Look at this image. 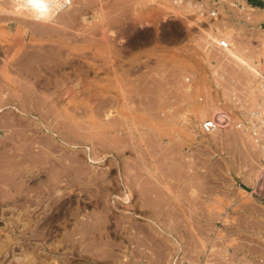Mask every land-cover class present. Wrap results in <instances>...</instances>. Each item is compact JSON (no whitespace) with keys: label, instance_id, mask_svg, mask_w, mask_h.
Returning <instances> with one entry per match:
<instances>
[{"label":"rangeland","instance_id":"374dc122","mask_svg":"<svg viewBox=\"0 0 264 264\" xmlns=\"http://www.w3.org/2000/svg\"><path fill=\"white\" fill-rule=\"evenodd\" d=\"M71 1L74 4L71 2L73 6L71 5L72 8H69V14L71 16L73 9H75L74 11L78 10L77 14L73 15V18L71 16L72 19H70V16L66 11L69 12L67 6H71L67 5V10L63 12V14L67 15L64 16L62 14V17L64 24L67 23L69 28H73H70L72 31L70 30V32H68L69 29L66 26L67 33L64 29L65 25L62 27L65 30V32H63L64 30L61 28L56 30L53 27L51 28V26H48L49 28L46 26V29L44 25L40 24L42 29L44 26V28L48 30L45 32L44 29L42 30L45 34H48L49 31H51L50 29L61 31L58 32V36L56 35L57 32L53 31L55 32L53 35L51 34L53 37H50V34L47 35L48 37L43 36V33L41 34L42 31H40V25L38 24L39 31L36 26L37 29L35 30L34 23L32 27V22H27L29 20L21 19L22 22L26 21L23 25L21 21H17V19L14 18L15 16H9L7 13V18L9 17L12 20H9V18L4 19V17H6L5 12L2 14L4 6H0V8H3H1L2 11H0V14L4 15V17L0 15L3 17V19L0 18V82H2L0 83V88L2 86L0 90L3 89L5 91H0V122L2 121L0 126L4 127V129H1L3 127H0V137L5 138H0V162H2L0 163V180L2 181H0V264H264V202L263 199L257 197L255 193L256 189L252 187L254 185L253 180L256 177L255 173L258 171L256 169H258L257 162L259 157L256 147L250 140H245L247 137L245 138L239 130L233 128V123H231V121H234V117L232 115L231 118L228 119V121L231 120L230 123L227 121V123H229L228 126L222 128V130L219 129L217 132H212L213 134L211 133L209 135H204L199 130L200 121L207 117H211V114H213V110L216 107L222 110L230 108L229 105L226 104L227 102L224 101L220 106L217 105L216 97L218 94L213 90H211L213 91L212 93L210 92L209 84L212 80L210 72L212 70L220 69L225 71L228 78L233 79L236 84H243L242 86H239L240 90L249 94L251 97H253L251 91L255 88L253 86L254 79H252V77H250V75H248L243 69H240L233 62L224 58L222 51L217 50L212 45L208 46L207 41L204 40L203 37L198 36L196 31L190 30L182 25V23L172 15H169L168 17L164 16L162 9H159L162 11L159 13L158 7L152 4L149 5L148 2H142V0H93V3H91V0L89 2L90 4L88 3L90 6L87 4L86 6L85 3L86 1L88 2V0H82L85 1L82 4L79 3L81 0ZM251 2L255 8L250 10H253L254 12L245 11V13L242 14L243 17L249 16L251 20H247L246 23L239 22L235 24V19L225 20L222 18L217 20L218 24L216 25L221 26L223 20L228 23H233L237 32L229 37V40L232 43L243 47L247 50L246 52L249 55L263 63L261 59L264 55L261 53V46L262 39L264 38V0H251ZM81 5L85 7V10ZM167 5L169 6V3H167ZM66 7H64V9H66ZM79 7L80 10L77 9ZM153 10H156L157 12H153ZM80 11L83 12L81 13ZM143 16L145 21L142 24L138 19L140 17L143 18ZM64 17L69 18L66 19L70 22H66ZM145 22H147V24ZM25 24L30 28L28 29ZM31 28L34 31L31 30ZM22 30L23 32L21 33ZM31 31H33V33L35 31L38 32L33 34ZM76 31L79 32L76 33ZM69 34L72 36H69ZM200 38L203 39L200 41ZM69 39L70 41H68ZM86 39L88 40L87 42ZM195 42L197 45H202L197 46ZM48 43H54V45L58 46L60 44V47L62 46L61 48H64L65 50H60L61 48H57L58 46H54L56 49L52 48L53 45H49ZM30 45L35 46L30 47ZM27 46L28 48H25ZM46 47L49 48L47 49L49 51L48 54L45 53L47 52V50H45ZM69 50L71 52H66ZM53 51L54 53L52 54ZM61 51L62 55L60 54ZM8 53H10V55ZM49 53L53 57L56 54L60 56L57 55L54 58L59 59L58 61L61 60V68H59V64L58 66L56 65L58 62L56 59L53 61V57L51 58L53 59L52 61L56 62L53 63V65L51 64V66H49L50 64H48L52 63L51 59H47V61L45 60V62H43L44 58L47 57ZM67 53L70 54L67 55ZM103 55L104 58H102ZM92 57H94V59ZM24 58H27L29 61ZM38 60H40V63ZM89 60H93V62ZM62 61L66 64L68 62L69 65H66L65 63L63 64ZM9 62H13L14 64L12 63L13 65H11ZM33 63H35V65ZM43 63H45V65L47 64V67ZM24 64L27 68L24 67ZM34 66H38L39 68L37 67L35 69ZM38 69L43 70V72L39 73ZM2 70L3 72H1ZM17 70L19 71L20 76L17 74ZM28 70L31 72L29 73ZM115 70L116 72H114ZM32 71L33 73L35 72V76L39 73L38 79L39 81L41 79L40 83L37 80L38 76L35 77ZM110 71L113 75L119 73L116 78H118L120 82L116 79L117 83L115 84V76L113 77ZM23 72L28 73L25 74ZM44 72L47 74L46 78H50L51 80L50 86H47L49 92H54H50L51 95L47 93L48 90L45 92V89L47 88H43L45 87L43 84V80L45 79L43 78L45 77ZM1 74L4 75V78ZM16 74L18 75V78ZM28 74H30L29 77ZM40 74L43 75L42 78L40 77ZM23 75H27V77L24 79ZM32 75L34 78L31 77ZM53 76L54 78H52ZM75 76L77 78H75ZM20 78L22 81L24 79V81L22 82ZM29 78L31 80H29ZM64 79L71 85H68ZM68 79L70 80L68 81ZM34 80H37L38 82H33ZM54 82L58 85L63 83L65 86L61 84V86L59 85L60 88L56 87ZM21 83H25L24 86H29H21V88H24L21 90L20 87L18 88ZM51 84H54L55 86ZM113 85L114 88L112 87ZM32 86L35 88L32 89ZM36 87H38L41 92ZM25 88L27 92L28 89H30L29 93L31 92L32 95L26 91L24 92ZM69 88L71 89L70 93L73 92V95L66 94V92L69 91ZM120 88L122 90H120ZM73 89L75 90V93ZM11 92L18 93L19 96L21 95L20 98L15 99L16 95L14 94V98L11 97ZM22 92L24 95L20 94ZM5 93H8L10 96ZM36 93L40 95L34 96ZM101 93H103V95ZM227 93L228 91L223 90L219 94V97L224 100ZM53 94L57 96V98ZM61 94L64 96L66 95V97H62ZM253 94L256 95V93ZM67 95H70V97ZM124 95L126 98L127 96L129 97L126 99ZM3 97L8 99H2ZM42 97L44 99H42ZM24 98L25 100H23ZM19 99H22V101L20 100L22 102H20V108L17 107ZM26 99L29 101L28 103H25L27 102ZM51 99L55 100L51 103ZM39 102H41V105H39ZM56 103L59 107L56 106ZM52 104L53 106H51ZM16 108H18L20 112L25 111L23 113L26 114L27 117L25 118L21 115L18 116L19 112ZM53 108L56 110L54 111ZM47 109H51L50 111H54V113H49ZM108 112L110 114H108ZM62 113L63 115L60 116ZM41 115L45 117L42 118ZM217 116L222 117L221 114H218ZM18 117H20V119L23 117L21 122H19L20 119ZM55 117H57L59 121L58 119L55 120ZM15 119L16 121H14ZM23 119L25 121H23ZM53 119L55 120V126L52 125L54 123ZM60 119L64 121L60 122ZM105 119L108 121L112 120V123L109 122L110 124H107L108 122ZM8 120L9 122L7 123L9 124L7 125L6 123V126H4V122ZM10 120H12L11 122H13V124L17 125H11ZM22 121L23 126L25 125V127L23 128L22 126L21 129V126H19L20 124L18 123H22ZM104 121H106V124H104ZM24 122L28 125L24 124ZM32 122L35 123L33 124ZM126 122L128 125H126ZM63 123L65 125L69 124L64 126ZM80 123L84 126H79L81 125ZM121 123L124 124L121 125ZM70 125L71 128H77H73V130L77 131V134H75L76 131L74 132L73 130L70 131L68 129L67 126L70 128ZM13 126L14 128L17 126L15 132H18V127L21 131L26 129L25 132H23L25 135H22L21 132L22 137L26 135V137H28L29 135V137H33L34 139L38 134L37 139H34L35 141H44L43 144H45V141L47 140H49L48 142H53V144H46L48 147L50 144L51 146L53 145V150L60 149L58 152L52 150L50 156H57L56 154H59L60 152L59 155L62 154L63 156L66 153L67 159L65 158V163L68 161L69 156H74V152L72 151L74 150L76 152L75 156L79 157L80 155V158L78 159L83 165L82 168L85 169L84 166H86L88 171H91L92 169V172L90 173L89 171L85 174L87 175V178L84 177L83 179V176L85 175H83L82 172L85 173V170L82 172L80 171L81 174L79 173V170L81 169L80 167L78 168L74 166L72 169L69 168L71 170L68 169L65 173L67 176L63 177L62 182L59 183L62 184L60 185V192L58 193L57 191H54L52 194H42L40 195V198L42 197L41 201L40 198L34 196L38 191V188L36 187V183L38 182H30L31 179L28 180V177L24 182H4L5 179H8L6 178L7 174H12V172L20 173L27 170L26 168L23 169L21 166L14 165L19 167L17 170V168L12 166L14 163L16 164V159L14 158L20 156L18 155V153L22 151L20 148L23 149L25 147L22 145V142L24 141L22 139L25 137L21 138L18 134L20 132H14V134L19 136L16 137L15 135L13 137L20 140L18 142L16 140V142L24 147L19 144L17 146L16 142V144H13L12 141H9L10 137L12 139V135H14ZM5 127H7L6 129L9 131L8 134ZM32 127H34V130L37 128L35 131H38V128H41V130L39 129L38 133L33 131ZM46 127L53 128L54 130L55 127H57V131H55L57 134L59 133V136L53 137L51 133L44 132L42 129H46ZM65 127L67 128V132L70 131L69 133H66L64 130ZM87 128H91L89 129L91 132H89ZM95 129L97 130L96 132L94 131ZM32 131L35 132V137L32 134ZM92 132L95 133L93 134ZM113 132H115V134ZM79 133H81V136ZM90 133L95 135L93 136L94 138L90 136ZM99 133L101 134L100 136ZM6 134L8 136L11 135L9 139ZM41 134L42 136H45L46 134V136L41 138L39 137ZM74 134L78 136L76 138L75 136H71ZM86 134L87 136H85ZM48 135L50 136V139L54 140L52 141L48 139L49 137L46 138ZM83 135L84 137L82 138ZM138 136L139 138H137ZM140 138L142 140H139ZM3 139L5 142L9 141V143L13 144L6 142L10 145L11 149L4 141H2ZM99 139L101 141L104 139L103 141L105 142H101ZM111 140L114 145L110 143ZM169 140L170 142H168ZM64 141H67L68 144ZM54 142L58 145L60 144L61 147L58 148L56 145L55 148ZM106 142L109 144H106ZM36 143L37 142L33 141L32 145H34V148H32V151L33 149L37 150V148L35 149V146L37 145ZM147 143H150V145ZM105 144L108 145L109 148ZM110 144L115 148H119L115 149ZM101 145L105 146L102 147ZM153 145L154 147H152ZM158 145L160 146L158 147ZM91 147L94 149L93 152H91ZM168 147L170 150H168ZM16 148L17 150H15ZM2 149L5 150V153ZM86 149H89V151ZM1 150L3 151L2 153ZM6 151L8 153L10 152L12 155H10V153L8 154ZM162 151H164V153ZM91 153L93 155L96 154V156H93ZM113 153L116 154V156ZM6 154H8L12 160L10 157L7 158ZM87 154H90L93 158L97 159L103 157L105 161L100 160L97 163H90L86 161ZM139 154H141V156ZM12 156L14 157L12 158ZM40 158L41 157H39V159ZM2 159L4 161H2ZM5 159H10L9 161L11 164L8 160L7 162L13 167L12 169L9 168L10 165L7 166L12 170L10 171L9 169H6L5 172L10 171L9 173H5L4 170H1V165L5 166L8 164ZM143 159L145 162H148L145 163ZM106 160L108 161L106 162ZM120 160L124 163H120ZM12 161L14 162L13 164ZM110 164L112 165L110 166ZM43 166L48 168V165L46 166V164ZM76 168L77 170H75ZM110 168L113 171L115 170V172ZM49 169L51 168L49 167L44 170L45 172L48 171L49 174H47L48 172H46V174L43 173V176L46 179L53 175V170L51 169L52 172H50L51 170ZM101 171L104 173H101L103 176L100 174ZM73 172L75 174H73ZM70 173L72 174L69 175ZM76 174L79 176L75 178V176H77ZM256 174H258V172ZM91 176H96L95 180L92 182L87 181ZM66 177H68L69 180ZM81 178L84 181L81 180ZM104 178L106 179V182L109 181V183L105 184L103 182L104 180H102ZM64 179H66L67 185L65 184ZM68 181L73 184H70ZM97 181H101V184ZM164 182L165 184L169 182V186L171 185L170 187L173 188L170 190L168 184L166 185V188ZM139 183H144L143 186L145 187L144 188L140 185V191H138ZM109 184L111 186H109ZM134 184L137 185V189H135L136 185ZM18 185L20 187L22 185L20 190ZM33 186L36 187V189H34L36 192H34ZM142 190L147 193L148 197L143 194ZM248 192L249 194H247ZM101 195H105L103 196L104 198ZM152 195L156 197L158 196L159 198L155 197L154 199L153 197L151 199ZM32 196L34 199H31L33 198ZM10 197L12 198L10 199ZM122 197L125 198L123 199ZM148 198H150V200ZM25 199L28 202L25 201ZM141 203H143L146 208ZM140 204L142 206H140ZM104 206L106 207L105 209ZM139 206L141 208H139ZM72 212L74 215L76 214V216H74ZM106 212L108 214H106ZM89 213L91 215L92 213L95 214L89 216ZM94 216H96V218ZM97 217L100 218L98 219ZM93 218L94 220H92ZM86 221L89 223L84 224ZM99 223L101 226L98 225ZM103 223H105V225ZM83 224L85 226H91L85 228ZM101 227L106 229H102L101 231ZM71 231L74 233H71ZM81 232H84V235H82ZM89 232L91 235H89ZM100 232L104 233L101 234ZM87 233L88 235H85ZM131 233L134 234L132 235ZM92 234L94 236L90 237ZM99 235L108 236L99 237V240L95 241L94 239H98ZM87 236H89V240H87ZM127 237L129 238L127 239ZM81 238L82 240H80ZM105 238H107V241H109L110 244L107 243ZM100 239L103 244L100 242ZM86 240L89 242L86 243ZM104 240L106 241L105 243ZM111 241L113 245L111 244ZM90 247L91 250H88ZM103 250L105 252H103ZM107 252H111V254L109 255L108 253V255H106ZM96 255L99 258H97Z\"/></svg>","mask_w":264,"mask_h":264},{"label":"bare ground","instance_id":"6f19581e","mask_svg":"<svg viewBox=\"0 0 264 264\" xmlns=\"http://www.w3.org/2000/svg\"><path fill=\"white\" fill-rule=\"evenodd\" d=\"M91 0H88V2L86 1V3H85V5L87 4V5H89ZM95 1V0H94ZM101 1V0H100ZM143 1H145V2H148V4L150 5V4H152V5H155V6H157L158 7V10L159 9H162V11H163V13H164V16H166V17H168L169 15H171V14H173V12H174V10H176L175 8H174V6H173V8H172V5H170L169 4V6L167 5V3L165 2V0H142V2ZM71 0H68V5H72L73 6V4H71ZM85 1H82L81 0V2H79V3H84ZM98 2V1H97ZM139 2H141V1H139ZM79 3H78V5H79ZM89 3V4H88ZM91 3H93V0L91 1ZM95 3V2H94ZM166 3V4H165ZM144 4H146V3H144ZM86 5V6H87ZM103 5V4H102ZM101 5V6H102ZM142 5V4H141ZM0 6H4V11H2L1 10V8H0V11H2V14H4V12H5V16L6 17H4V15H2V14H0L1 16H3L4 17V19L5 18H7V14H9V16L10 15H13V16H15L14 18L15 19H17V21H21L22 22V20L21 19H25V20H29V21H27V22H29L30 23V21L32 22V27H33V23H34V27L36 26V27H38L40 24H42V25H44L45 26V28L47 29V27L48 26H51V28L53 27V28H55L56 30L57 29H63L62 27L64 26V29L66 30L67 28H65L66 26L68 27V29H69V31L68 32H70V30L71 29H73L72 27H70L69 28V26L67 25V23L66 22H68L69 20H67V19H69V18H67V17H64V19H66V24H64V22H63V17H62V14H63V12L65 11V10H67V7H68V10H69V12L68 11H66V13H68V15L70 16V9L72 8V6L71 7H69V6H67V5H64V0H0ZM67 6V7H66ZM82 6V8L84 9L85 7H83V5H81ZM80 6V7H81ZM90 6V5H89ZM64 7H66V9H64ZM78 7V6H77ZM80 7L79 8H77V9H79L80 10ZM100 7V6H99ZM169 7V8H168ZM171 7V8H170ZM70 8V9H69ZM76 8V7H75ZM97 8V7H96ZM3 9V8H2ZM87 9V8H86ZM94 9V8H93ZM103 9V8H102ZM75 9H73V13L71 12V16H72V18H73V15H75V14H77V11L78 10H76V11H74ZM82 10V9H81ZM85 10V9H84ZM72 11V10H71ZM156 11V10H155ZM154 10H153V12H155ZM161 10H159L158 12L160 13V12H162ZM245 11H247V10H245ZM81 12V11H80ZM79 12V13H80ZM83 12V11H82ZM81 12V13H82ZM97 12H98V10H97ZM157 12V11H156ZM7 13V14H6ZM95 14V13H94ZM64 16L65 15H67V14H63ZM148 15V14H147ZM0 16V18H2L3 19V17H1ZM68 16V17H69ZM71 16H70V19H72L71 18ZM153 17V16H152ZM154 17H155V15H154ZM9 18V17H8ZM7 18V19H8ZM13 18V17H12ZM75 18V17H74ZM78 18V17H77ZM11 18H9V20H10ZM145 18H144V16H143V18L142 17H140L138 20H139V22L140 23H144V20ZM12 20V19H11ZM237 20V19H236ZM3 21V20H2ZM16 21V20H15ZM65 21V20H64ZM75 21V20H74ZM0 22H1V19H0ZM70 22V21H69ZM71 22H72V20H71ZM147 22H149V21H147ZM147 22H145L146 24H147ZM223 23H221L222 25L221 26H219V25H215L217 28H218V31L219 32H212V31H207V30H204V28H201L200 27V32H202V33H198V36H201V37H203L204 38V40H206L207 41V43H208V46L209 45H212V46H214V44L215 43H219L220 41H221V39H220V37L221 38H223V39H227V40H229V37H231V36H233V34H236V32H237V29L235 28V25L233 24V23H228L227 21H225V20H223L222 21ZM23 23H26V21L25 22H22V24ZM28 23V24H29ZM237 23H239V21L237 20V21H235V24H237ZM36 24V25H35ZM39 24V25H38ZM69 24H72V23H69ZM149 24V23H148ZM24 25V24H23ZM25 26H27L28 27V29L30 28L28 25H26L25 24ZM44 26H43V29H44V32L45 31H48V30H46L45 28H44ZM47 26V27H46ZM34 28L35 30L37 29V28ZM42 26L40 25V28H41ZM49 28V27H48ZM42 28H41V30L40 31H42L43 30ZM63 29V30H64ZM31 30H33L32 28H31ZM51 31H49V33L48 34H45L43 31L41 32V34L43 35V36H46V37H48L47 35H49L50 37H53V36H51V34L53 35L55 32H53V31H56V30H52V29H50ZM62 30V31H63ZM65 30L63 31V32H65ZM76 30V29H75ZM75 30H73V31H75ZM79 30V29H78ZM34 31V30H33ZM33 31H31V33H33ZM38 31H39V27H38ZM37 31V32H38ZM72 31V30H71ZM104 31V30H103ZM23 32V30L21 31V33ZM36 31L33 33V34H36L37 33ZM50 32H52V33H50ZM57 33H56V35L58 36V32H61V31H56ZM66 32H67V30H66ZM67 32V33H68ZM77 32H79V31H76V33ZM72 33V32H71ZM45 34V35H44ZM60 34V33H59ZM78 34H82V33H78ZM41 35V36H42ZM63 35H65V34H63ZM71 34H69V36H70ZM31 36V35H30ZM62 36V35H61ZM72 36V35H71ZM79 36V35H78ZM45 37V38H46ZM49 37V38H50ZM63 37V36H62ZM48 38V39H49ZM68 38V37H67ZM66 38V39H67ZM75 38H77V37H75ZM196 38V37H195ZM202 38V39H203ZM72 39V38H71ZM80 39V38H79ZM88 39V38H87ZM86 39V42L88 41ZM201 38H200V41L202 40ZM57 40H58V38H57ZM78 40V39H77ZM195 40H197V39H195ZM203 40V41H204ZM68 41H70V39L68 40ZM74 41V40H73ZM230 41V40H229ZM80 42V41H79ZM196 42H198V41H196ZM195 42V44L197 45V43ZM231 42V41H230ZM16 43V42H15ZM44 43V42H43ZM69 43V42H68ZM200 43H202V42H200ZM40 44V43H39ZM45 44V43H44ZM49 44V43H48ZM51 45H53L52 46V48H55L54 46H58V45H54V43H50ZM49 44V45H50ZM59 44V43H58ZM14 45V44H13ZM41 45V44H40ZM68 45V44H67ZM198 45H200V44H198ZM197 45V46H198ZM202 45V44H201ZM200 45V46H201ZM9 46V45H8ZM12 46V45H11ZM18 46V45H17ZM26 46V45H25ZM32 46H35V45H30V47H32ZM42 46V45H41ZM208 46H205V47H208ZM2 47V46H1ZM10 47V46H9ZM8 47V48H9ZM13 47V46H12ZM43 47H44V45H43ZM51 47V46H50ZM62 47V46H61ZM60 47V44H59V46L57 47V48H61ZM65 47V46H64ZM203 47V46H202ZM262 55H264V38L262 39ZM6 48V47H5ZM25 48H28V46L27 47H25ZM36 48H37V45H36ZM35 48V49H36ZM199 48V47H198ZM7 49V48H6ZM5 49V50H6ZM34 49V50H35ZM47 49H49V48H45V50H47ZM56 49V48H55ZM64 49V48H63ZM62 48L60 49V50H63ZM68 49V48H67ZM2 50V49H1ZM10 50H12V49H10ZM42 50V49H41ZM44 50V51H45ZM51 50V49H50ZM65 50V49H64ZM39 51V50H38ZM57 51H58V49H57ZM247 50H245L243 47H241V46H239V45H236V44H234V43H232L231 42V46L230 47H228V48H225L222 52H223V56H224V58H227L228 60H230L231 62H233L235 65H237L240 69H243L248 75H250V77H252V79H258V78H262V79H264V57H262V62L263 63H261V61H259V60H256L255 58H253L251 55H249L247 52H246ZM9 52V51H8ZM26 52H27V50H26ZM35 52V51H34ZM33 52V53H34ZM41 52V51H40ZM48 50H47V52H45V53H47L48 54ZM66 52H71L70 50L69 51H66ZM83 52V51H82ZM203 52V51H202ZM1 53H3V52H1ZM11 53V52H10ZM10 53H8L9 55H10ZM23 53V52H22ZM21 53V54H22ZM51 53V52H50ZM49 53V55L47 56V57H50L51 56V54ZM54 53V51L52 52V54ZM55 53H57V52H55ZM7 54V55H8ZM32 54V53H31ZM44 54V53H43ZM42 54V55H43ZM61 55H62V51H61V53H60ZM63 54H64V51H63ZM70 53H67V55H69ZM72 54V53H71ZM78 54V53H77ZM6 55V54H5ZM24 55H25V53H24ZM27 55V54H26ZM29 55V54H28ZM41 55V56H42ZM58 54H56L54 57H56ZM79 55H81V54H79ZM37 56V55H36ZM45 56V55H44ZM59 56V55H58ZM66 56V55H65ZM77 56V55H76ZM82 56V55H81ZM80 56V57H81ZM93 56H95V55H93ZM102 56V55H101ZM7 57V56H6ZM47 57H45L44 58V61H43V59H42V61L43 62H45V60L47 61V59H51L53 56H51L50 58H47ZM53 57V58H54ZM60 57V56H59ZM5 58V57H4ZM19 58V57H18ZM63 58V57H62ZM91 58V57H90ZM93 59H94V57H92ZM96 58V57H95ZM102 58H104V55H103V57ZM25 60H27V58H24ZM23 59V60H24ZM55 59L58 61L59 59H57V58H54V60L53 59H51V61L53 60V61H55ZM65 59V58H64ZM67 59V58H66ZM86 59H88V58H86ZM107 59V58H106ZM19 60V59H18ZM31 60V59H30ZM48 60V61H49ZM63 60V59H62ZM97 60V59H96ZM105 60V59H104ZM11 61V60H10ZM27 61H29V60H27ZM32 61V60H31ZM39 61V63H40V60H38ZM41 61V62H42ZM50 61V62H51ZM52 61V63H48V64H50L49 66H51V64L53 65V63H56V62H53ZM89 61H92L93 62V60H89ZM107 61V60H106ZM106 61H104V62H106ZM16 62H17V60H16ZM16 62H15V64H16ZM23 62H25V61H23ZM22 62V63H23ZM59 62V63H58ZM57 62V66H58V64H59V68H61L62 67V65H60V62H61V60L60 61H58ZM9 63H11V62H9ZM9 63H7V64H9ZM13 63V62H12ZM11 63V65H13ZM19 63V62H18ZM27 63V62H26ZM62 63L64 64L65 62L64 61H62ZM88 63V62H87ZM87 63H86V65H87ZM102 63V62H101ZM2 64V63H1ZM34 65H35V63H33ZM44 65H45V63H43ZM66 64V63H65ZM67 64H68V62H67ZM66 64V65H67ZM72 64V63H71ZM89 64V63H88ZM4 65H5V63H4ZM10 65V64H9ZM17 65V64H16ZM41 65H42V63H41ZM69 65V64H68ZM101 65V64H100ZM103 65H104V63H103ZM8 66V65H7ZM46 67H47V64L45 65ZM48 66V67H49ZM65 66V65H64ZM63 66V67H64ZM107 66V65H106ZM9 67H11V66H9ZM20 67V66H19ZM24 67H26L25 66V64H24ZM23 67V68H24ZM35 67V66H34ZM33 67V68H34ZM38 66H36L35 67V69L37 68ZM42 67V66H41ZM111 67H114V66H111ZM8 68V67H7ZM22 68V69H23ZM27 68V67H26ZM39 68V67H38ZM50 68V67H49ZM100 68V67H99ZM105 68V67H104ZM107 68V67H106ZM11 69V68H10ZM18 69V68H17ZM64 69V68H63ZM116 69V68H115ZM30 70V69H29ZM28 70V71H29ZM31 70H32V68H31ZM39 70V69H38ZM70 70V69H69ZM109 70V69H108ZM34 71V70H33ZM33 71H32V73H33ZM45 71V70H44ZM50 71V70H49ZM51 71H52V69H51ZM50 71V72H51ZM65 71V70H64ZM67 71V70H66ZM87 71V70H86ZM112 71H113V69H112ZM1 72H3V70L1 71ZM18 72V73H17ZM17 74L19 75V71L17 70ZM31 71H29V73H30ZM41 72H43V70H39V73H41ZM49 72V73H50ZM77 72V71H76ZM89 72V71H88ZM106 72H108V71H106ZM111 72V71H110ZM114 72H116V70L114 71ZM10 73V72H9ZM14 73V72H13ZM13 73H11V74H13ZM23 73H25V72H23ZM22 73V74H23ZM26 73H28V72H26ZM25 73V74H26ZM31 73V74H32ZM35 73V72H34ZM33 73V75L35 76V74ZM37 73V72H36ZM39 73H38V75H36V76H38L37 77V80L39 81ZM44 73H45V75H44ZM43 73V75L45 76V77H43V78H45L43 81H44V86L45 87H43V88H47V86L49 85L50 86V83H51V80H50V78H46V76H47V74H46V72H44ZM63 73V72H62ZM73 73V72H72ZM72 73H71V75H72ZM86 73V72H85ZM112 73V72H111ZM110 73V74H111ZM123 73V72H122ZM2 74H4V73H2ZM1 74V75H2ZM16 74V75H17ZM53 74V73H52ZM56 74V73H55ZM75 74V73H74ZM89 74V73H88ZM115 74H117V73H115ZM119 74V73H118ZM118 74L117 75H113V73H112V75H113V77L115 76V78H114V81H115V84L117 83L116 82V79L118 80V82H120L119 81V79L118 78H116L117 76H118ZM10 75V74H9ZM18 75H17V78H18ZM33 75L31 76L32 78H34L33 77ZM43 75H41L40 74V77L42 78V76ZM70 75V74H69ZM4 75H2V77H3ZM20 76V75H19ZM24 76V75H23ZM22 76V77H23ZM30 76V74H28V77ZM35 76V77H36ZM59 76V75H58ZM83 76V75H82ZM108 76H109V74H108ZM120 76V75H119ZM124 76V75H123ZM27 77V75L26 76H24V79ZM30 77V78H31ZM51 77V76H50ZM67 77H69V76H67ZM73 77H74V75H73ZM110 77V76H109ZM4 78V77H3ZM5 78H6V76H5ZM11 78H12V76H11ZM29 78V80H31ZM52 78H54V76L52 77ZM56 78V77H55ZM65 78V77H64ZM70 78H71V76H70ZM75 78H77L76 76H75ZM8 79V78H7ZM21 79V78H20ZM24 79H23V81H24ZM57 79V78H56ZM65 79H67V78H65ZM64 79V80H65ZM83 79H85V78H83ZM106 79V78H105ZM109 79V78H108ZM112 79V78H111ZM122 79V78H121ZM15 80V79H14ZM37 80H34L33 82H38ZM63 80V79H62ZM70 79H68V81H69ZM21 81H22V79H21ZM21 81H19V82H21ZM22 81V82H23ZM40 81H41V79H40ZM40 81H39V83H40ZM59 81V80H58ZM66 81V80H65ZM74 81V80H73ZM81 81V80H80ZM88 81V80H87ZM26 82H28V81H26ZM32 82V83H33ZM61 82V81H60ZM0 83H2V82H0ZM14 83H15V81H14ZM17 83V82H16ZM31 83V82H30ZM29 83V84H30ZM66 83H67V81H66ZM113 83V82H112ZM21 84H23V83H21ZM19 85L18 86V88L20 87V89L21 90H23L24 88H21V86L23 87L24 86V84L23 85ZM54 84H56L55 82H54ZM54 84H51V85H54ZM62 85H64L63 83H61ZM61 84H59L60 86H61ZM68 84V83H67ZM102 84H104V83H102ZM119 84V83H118ZM123 84V83H122ZM122 84H120V85H122ZM1 85V84H0ZM5 85V84H4ZM17 85V84H16ZM15 85V86H16ZM58 84H56V87H59L60 88V86H59ZM68 85H71V84H68ZM76 85V84H75ZM87 85V84H86ZM26 87L27 86H29V85H25ZM24 86V87H25ZM55 86V85H54ZM65 86V85H64ZM64 86H63V88H64ZM5 87V86H4ZM40 87H41V85H40ZM78 87V86H77ZM113 88H114V85L112 86ZM1 88H2V86H1ZM0 88V89H1ZM29 88H31V87H29ZM35 88V87H34ZM33 88V86H32V89H34ZM37 89H38V87H36ZM50 88H52V87H50ZM88 88V87H87ZM86 88V89H87ZM116 88V87H115ZM256 88V87H255ZM10 89V88H9ZM9 89H7V90H9ZM68 89V88H67ZM66 89V90H67ZM124 89V88H123ZM3 90V89H2ZM2 90H0V91H2ZM29 90L30 89H28V92H27V90H26V88H25V90H24V92L26 91L27 93H29ZM39 90V89H38ZM44 90V89H43ZM48 90V92L47 93H49L50 94V92H53V91H50L49 92V89L47 88V89H45V92ZM79 90V89H78ZM83 90V89H82ZM120 90H122L121 88H120ZM125 90V89H124ZM252 90V89H251ZM254 90V89H253ZM253 90L251 91V94H253L254 92H253ZM4 91V90H3ZM16 91V90H15ZM35 91V90H34ZM40 91V90H39ZM55 91V90H54ZM65 91V90H64ZM70 91H71V89L69 88V91L68 92H66V94H72L73 95V92L72 93H70ZM73 91H74V93H75V90L73 89ZM119 91V90H118ZM5 92V91H4ZM21 92V91H20ZM36 92V91H35ZM41 92V91H40ZM97 92V91H96ZM12 93V92H11ZM31 93V92H30ZM29 93V94H30ZM54 93V92H53ZM63 93V92H62ZM5 94H7V95H9L8 93H5ZM16 95L15 96V99L17 98H20V96H19V94L18 93H16V92H14V93H12V95H11V97H13L14 95ZM20 94H22V95H24L23 94V92L22 93H20ZM43 94V93H42ZM48 94V95H49ZM94 94H95V92H94ZM102 95H103V93H101ZM1 95V94H0ZM17 95H18V97H17ZM30 95H32V93L30 94ZM37 96V95H40V94H38V93H36V94H34V96ZM51 95V94H50ZM54 95V94H53ZM62 95V94H61ZM105 95H107V94H105ZM121 95H123V94H121ZM125 95H126V93H125ZM125 95H124V97H125ZM4 96V95H3ZM10 96V95H9ZM55 96V95H54ZM58 96H60V95H58ZM64 95H62V97H63ZM67 96H69L70 97V95H67ZM76 96V95H75ZM92 96V95H91ZM252 96H254V94L252 95ZM22 97H25V96H22ZM45 97V96H44ZM46 97H47V95H46ZM56 98H57V96H55ZM64 97H66V95L64 96ZM83 97V96H82ZM87 97V96H86ZM86 97H84V98H86ZM129 96H127V98H128ZM4 98H6V97H3L2 99H4ZM14 98V97H13ZM28 98V97H27ZM41 98V97H40ZM51 98V97H50ZM49 98V99H50ZM55 98V99H56ZM91 98V97H90ZM92 98H95V97H92ZM105 98V97H104ZM126 98V97H125ZM126 98V99H127ZM6 99H8V98H6ZM35 99V98H34ZM42 99H44L43 97H42ZM55 99H53V100H55ZM80 99V98H79ZM110 99V98H109ZM124 99V98H123ZM9 100H10V98H9ZM8 100V101H9ZM22 101V99H19V104H18V106L17 107H19V105L22 103L21 101ZM23 100H25V98L23 99ZM29 100V99H28ZM36 100H37V98H36ZM52 99H51V103H52V101H53ZM56 100H58V99H56ZM70 100V99H69ZM254 100H255V96H254ZM12 101V100H11ZM26 101H27V99H26ZM88 101V100H87ZM94 101V100H93ZM93 101H92V103H93ZM100 101V100H99ZM110 101V100H109ZM21 102V103H20ZM29 101H27V102H25V103H28ZM42 102V101H41ZM41 102H39V105H41L40 103ZM48 102V101H47ZM129 102V101H128ZM13 103V102H12ZM11 103V104H12ZM62 103V102H61ZM106 103H107V101H106ZM105 103V104H106ZM44 104V103H43ZM42 104V105H43ZM54 104V103H53ZM53 104L51 105V106H53ZM104 104V103H103ZM50 105V104H49ZM64 105V104H63ZM98 105V104H97ZM96 105V106H97ZM124 105V104H123ZM21 106H23V105H21ZM27 106H28V104H27ZM56 106H58L59 107V105H57V103H56ZM55 107V106H54ZM61 107V106H60ZM103 107V106H102ZM1 108V107H0ZM20 108V107H19ZM23 108V107H22ZM55 108H57V107H55ZM52 109V108H51ZM50 109V110H51ZM54 109V108H53ZM69 109V108H68ZM72 109V108H71ZM16 110L19 112V115L18 116H23V117H27V115L26 114H24L23 112H25V111H23V112H20L19 111V109L18 108H16ZM24 110V109H23ZM42 110V109H41ZM44 110V109H43ZM48 110V109H47ZM47 110H46V112H47ZM50 110H48L49 111V113L51 112ZM56 109H54V111H55ZM100 110V109H99ZM104 110V109H103ZM0 111H1V109H0ZM27 111V110H26ZM35 111V110H34ZM36 111H37V108H36ZM38 111H39V109H38ZM54 111H52L53 113H54ZM58 111H59V109H58ZM58 111H56V112H58ZM61 111V110H60ZM65 111V110H64ZM82 111V110H81ZM109 111H110V109H109ZM41 112V111H40ZM51 112V113H52ZM62 112V111H61ZM75 112V111H74ZM223 112V110L222 109H220V108H218V107H216L214 110H213V114H211V117H216L218 114H221ZM48 113V112H47ZM52 113V114H53ZM66 113H68V112H66ZM100 113V112H99ZM57 114V113H56ZM76 114V113H75ZM108 114H110L109 112H108ZM29 115V114H28ZM60 115V114H59ZM63 115V113L60 115V116H62ZM9 116V115H8ZM17 116V115H16ZM42 116V115H41ZM53 116H55V115H53ZM67 116H68V114H67ZM22 117V118H23ZM43 117H45V116H42V118ZM58 117V116H57ZM57 117H55L54 119L55 120H57L58 118ZM111 117V116H110ZM5 118V117H4ZM16 118V117H15ZM19 119H20V117H18ZM21 118V119H22ZM30 118V117H29ZM28 118V119H29ZM67 118V117H66ZM113 118V117H112ZM114 118H116V117H114ZM136 118V117H135ZM171 118V117H170ZM9 119V118H8ZM17 119V118H16ZM16 119L14 120V121H16ZM18 119V120H19ZM21 119H20V121L19 122H21ZM53 119V120H54ZM64 119H65V114H64ZM75 119V118H74ZM108 119V118H107ZM107 119H105L108 123L107 124H110V123H112V120L111 121H108ZM111 119V118H110ZM117 119V118H116ZM120 119V118H119ZM2 120H3V118H2ZM55 120L53 121L54 123L52 124V125H54L55 126ZM61 120V119H60ZM92 120V119H91ZM121 120V119H120ZM127 120H129V119H127ZM12 120H10V123H11V125L13 124V122H11ZM23 121H25L24 119H23ZM23 121H22V123H18V124H20L19 126H21L20 128L22 129V126H23ZM28 121V120H27ZM26 121V122H27ZM48 121V120H47ZM46 121V122H47ZM58 121H59V119H58ZM64 120H61L60 122H63ZM67 121V120H66ZM106 121H104L103 123L104 124H106ZM116 121V120H115ZM171 121H172V119H171ZM4 122V121H3ZM7 122H9V120L8 121H6V122H4V124H2V125H4V126H6V123ZM41 122V121H40ZM52 122V121H51ZM59 122V123H60ZM110 122V123H109ZM130 122V121H129ZM173 122H175V121H173ZM1 123H2V121L0 122V125H1ZM17 123V122H16ZM28 123V122H27ZM27 123H25L24 122V124H26V125H28ZM33 123V122H32ZM35 123V122H34ZM33 123V124H34ZM43 123H45V122H43ZM77 123V122H76ZM169 123V122H168ZM9 123H7V125H8ZM42 124V123H41ZM64 124V123H63ZM69 124V123H68ZM68 124H66V125H68ZM71 124V123H70ZM74 124H75V122H74ZM81 124V123H80ZM115 124V123H114ZM122 124H124V123H121V125ZM130 124V123H129ZM228 124L229 123H225V124H222V123H220V125H219V127L217 128V130H219V129H221L222 130V128H226L227 126H228ZM14 126L15 125H17V124H13ZM45 125H47V124H45ZM65 124H64V126H66ZM101 125H103V124H101ZM113 125V124H112ZM126 125H128L127 124V122H126ZM14 126H13V128H14ZM43 126V125H42ZM58 126V125H57ZM63 126V127H64ZM73 126H75V125H73ZM79 126H84V125H79ZM93 126V125H92ZM107 126V125H106ZM105 126V127H106ZM125 126V125H124ZM0 127H3V126H0ZM17 127V126H16ZM15 127V128H16ZM25 127V125L23 126V128ZM28 127V126H27ZM45 127V126H44ZM43 127V128H44ZM59 127V126H58ZM68 127V129L71 131V130H73V128H75V129H77L76 127H73V128H71V125H70V128H69V126H67ZM110 127V126H109ZM116 127V126H115ZM121 127V126H120ZM119 127V128H120ZM130 127V126H129ZM7 127H5V130H7L6 129ZM11 128V127H10ZM12 128V129H13ZM14 128V130H13V134H14V132H15V129ZM20 128L18 127L17 128V131L18 132H20V133H18V132H15V133H18L20 136H21V138H24V139H22V140H24L23 142H24V144H23V142H22V145H24V146H22L21 144H19V143H17L18 141H20V140H18L16 137H18L16 134H14V135H12V139H11V135L10 136H8L7 134H8V130H7V136H8V139H9V137H10V139H9V141L11 142H13V144H16L17 146H18V144L20 145V146H22V147H24L23 149L22 148H20L22 151H24V152H19L18 153V155H20V156H18L17 158H14V159H16V164L12 161V166L13 167H15V168H17V170H18V166H21L23 169L24 168H26L25 170V172L23 171V172H20L21 170V168L19 169L20 171V173H14V172H12V174H10L9 172L10 171H12V170H10L9 168H12L13 169V167L10 165L11 164V162L9 161L10 159H11V157L10 156H8V154L10 153H8L7 151V153L8 154H6V157L8 158V157H10V159L8 160L9 161V163L7 162V160H6V162L8 163V164H6L5 166L4 165H1V170H4V172L6 171V169H9L10 171H7L8 173H9V175L7 174L6 176V178H8V179H5V181L4 182H6V181H16V182H24L25 181V179H27V177H28V180L29 179H31V181L30 182H38V183H36L37 184V194L36 195H34V194H32V195H34L35 197H37V198H40V195H42V194H45V193H47V194H52L54 191H57L58 193L60 192L59 191V189L61 188V186L60 185H62V184H59V183H61L62 182V180H63V177H65V176H67L65 173L68 171V169L69 168H74V166H76V167H80L81 169L79 170V173H81L82 171H84L85 170V173L84 172H82L83 173V175H85V174H87L89 171H88V169L86 168V166H84L85 167V169L84 168H82L83 167V165H82V163L79 161V159L78 158H80V155H79V157H77V156H75L76 155V152L74 151V150H72L73 152H74V156H72V157H68V155H67V157H68V161H66V163L64 162V160H65V158H66V153H65V155H63L62 156V154L61 155H59V154H56L57 156H55V155H53V156H50L51 155V152H52V150L54 149V146L52 145L51 146V144H53V142H48L49 140H47V141H45V144L47 143V144H49V143H51L50 145H49V147L47 146V144L45 145V144H43V142L44 141H35L34 139H37V137H38V134H37V137H35V135L36 134H34L35 132H38L39 131V129L41 130V128H38V131H35V130H37V128L34 130V127H32L33 128V131H35V132H33L32 134L34 135V139H33V137H29V135H28V137H26V136H23L22 137V135H25V133H23V132H25V130L26 129H24V130H20ZM29 128H30V126H29ZM28 128V129H29ZM60 128V127H59ZM81 128V127H80ZM84 128H86V127H84ZM83 128V129H84ZM1 129H4V127L3 128H1ZM57 129V127H55V130ZM60 129H62V128H60ZM88 129V128H87ZM89 129H91V128H89ZM89 129H88V131H89ZM100 129V128H99ZM103 129V128H102ZM114 129H116V128H114ZM113 129V130H114ZM128 129H131V128H128ZM127 129V130H128ZM189 129V128H188ZM4 130V131H5ZM11 130V129H10ZM32 130V129H31ZM42 130H44V132H49V133H51V135L53 136V137H58L59 135V133L57 134V130L55 131L53 128H49V127H46V129H42ZM48 130V131H47ZM63 130V129H62ZM64 130L66 131L67 130V128L65 127L64 128ZM79 130V129H78ZM82 130V129H81ZM86 130V129H85ZM126 130V131H127ZM217 130H215L216 132H217ZM12 131V130H11ZM69 131V132H70ZM74 132L76 131V130H73ZM93 131V130H92ZM95 132L97 131L96 129L94 130ZM99 131V130H98ZM125 131V130H124ZM215 131H214V133H215ZM21 132H22V135H21ZM31 132V131H30ZM43 132V133H44ZM69 132H67L66 131V133H69ZM73 132V133H74ZM86 132V131H85ZM89 132H91V131H89ZM94 132V133H95ZM107 132H109V131H107ZM130 132V131H129ZM140 132V131H139ZM11 133V132H10ZM9 133V134H10ZM39 133V132H38ZM42 133V134H43ZM72 133V134H73ZM93 133V132H92ZM93 133V134H94ZM114 134H115V132H113ZM128 133V132H127ZM189 133V132H188ZM193 133V132H192ZM241 133V132H240ZM12 134V133H11ZM42 134H41V136L39 135V137H45L46 136V134H45V136L43 135L42 136ZM75 134H77V131H76V133ZM71 135V136H75V138L78 136H76V135ZM84 134V133H83ZM91 134V133H90ZM93 134H91L90 136L91 137H93V136H95V135H93ZM107 134V133H106ZM131 134V133H130ZM144 134V133H143ZM147 134V133H146ZM213 134V133H212ZM242 134V133H241ZM16 135V137H13V136H15ZM32 135V136H33ZM70 135V134H69ZM79 135L81 136V133H79ZM101 134L99 133V136H100ZM105 135V134H104ZM103 135V136H104ZM109 135V134H108ZM112 135V134H111ZM117 135V134H116ZM129 135V134H128ZM154 135V134H153ZM190 135H194V134H190ZM242 135H244V134H242ZM64 136H65V134H64ZM79 136V137H80ZM85 136H87V134L85 135ZM98 136V135H97ZM112 136H114V135H112ZM135 136V135H134ZM245 136V135H244ZM49 137V138H48ZM62 137V136H61ZM68 137V136H67ZM84 137V135L82 136V138ZM89 137V136H88ZM106 137V136H105ZM104 137V138H105ZM116 137H118V136H116ZM127 137V136H126ZM125 137V138H126ZM194 137V136H193ZM0 138H4V137H0ZM14 138H16V139H14ZM20 138V139H21ZM41 138H39V139H41ZM46 138H48V139H50V136L48 135ZM94 138V137H93ZM99 138V137H98ZM108 138H110V137H108ZM124 138V139H125ZM128 138V137H127ZM137 138H139V136L137 137ZM159 138V137H158ZM168 138V137H167ZM170 138V137H169ZM245 138H246V136H245ZM5 139V138H4ZM4 139L2 140V141H4ZM60 139V138H59ZM78 139V138H77ZM85 139H86V137H85ZM107 139V138H106ZM105 139V140H106ZM118 139V138H117ZM132 139H133V137H132ZM135 139V138H134ZM156 139H157V137H156ZM171 139V138H170ZM221 139H224V138H221ZM15 140V141H14ZM16 140H17V142H16ZM21 140V141H22ZM43 140H45V139H43ZM50 140H52V139H50ZM54 140V139H53ZM52 140V141H53ZM69 140V139H68ZM67 140V141H68ZM83 140V139H82ZM100 140V139H99ZM98 140V141H99ZM104 140V139H103ZM102 140V141H103ZM122 140V139H121ZM139 140H142L141 138L139 139ZM147 140H148V138H147ZM245 140H249L248 138H246ZM9 141H6V142H8L9 143ZM33 141L34 142H37L36 144V146H35V149L37 148V150H34L33 149V151H32V148H34L33 146L34 145H32L33 144ZM61 141V140H60ZM67 141L65 142V143H67ZM101 141V140H100ZM101 141V142H102ZM124 141V140H123ZM128 141V140H127ZM135 141V140H134ZM157 141V140H156ZM251 141V140H250ZM1 142V141H0ZM5 142V141H4ZM5 142V144H7ZM16 142V143H15ZM83 142V141H82ZM103 142H105V141H103ZM109 142V141H108ZM108 142H106V144L108 143ZM132 142V141H131ZM138 142V141H137ZM140 142V141H139ZM143 142V141H142ZM152 142V141H151ZM168 142H170V140L168 141ZM70 143V142H69ZM76 143V142H75ZM85 143V142H84ZM110 143H112V145H114L113 144V142H112V140H111V142ZM133 143V142H132ZM156 143V142H155ZM164 143V142H163ZM252 143V142H251ZM3 144V143H2ZM9 144H12V143H9ZM12 144V145H13ZM68 144V143H67ZM80 144V143H79ZM105 144V145H106ZM109 144V143H108ZM118 144V143H117ZM116 144V145H117ZM127 144V143H126ZM134 144V143H133ZM144 144V143H143ZM148 144V143H147ZM169 144V143H168ZM172 144V143H171ZM253 144V143H252ZM8 145V144H7ZM54 145H55V148H56V145L58 146V148L59 147H61L60 146V144L58 145L56 142H54ZM98 145V144H97ZM105 145H101L102 147H104ZM111 145V144H110ZM109 145V146H110ZM111 145V146H112ZM115 145V146H116ZM123 145V144H122ZM135 145V144H134ZM137 145V144H136ZM148 145H150V143L148 144ZM254 145V144H253ZM6 146V145H5ZM9 146V148H10V145H8ZM8 146H6V147H8ZM47 146V147H46ZM62 146H63V144H62ZM74 146H76V145H74ZM90 146H91V144H90ZM107 147H108V145H106ZM110 146V147H111ZM139 146V145H138ZM160 145H158V147H159ZM255 146V145H254ZM5 147V148H6ZM11 147H13V146H11ZM14 147H16V146H14ZM53 147V148H52ZM64 147V146H63ZM66 147V146H65ZM112 147H114V146H112ZM152 147H154V145L152 146ZM1 148V147H0ZM8 148V149H9ZM18 148V147H17ZM17 148L15 149V150H17ZM52 148V149H51ZM92 148V147H91ZM109 148V147H108ZM115 148V147H114ZM113 148V149H114ZM117 148H119V147H116L115 149H117ZM4 149V148H3ZM2 149V150H3ZM11 149V148H10ZM60 149V148H59ZM59 149L58 150H53L54 152H58L59 151ZM96 149V148H95ZM147 149V148H146ZM154 149V148H153ZM156 149V148H155ZM1 150V153L4 151V153H5V150H3L2 151ZM13 150V149H12ZM15 150H14V152H15ZM62 150V149H61ZM86 150H88L89 151V149H86ZM92 151L91 152H93V148L91 149ZM112 150V149H111ZM161 150V149H160ZM168 150H170L169 149V147H168ZM10 151V150H9ZM67 151V150H66ZM82 151V150H81ZM120 151V150H119ZM145 151V150H144ZM151 151V150H150ZM156 151H158V150H156ZM167 151V150H166ZM13 152V153H14ZM163 153H164V151H162ZM3 153V154H4ZM63 153V152H62ZM87 153V152H86ZM95 153H96V151H95ZM103 153V152H102ZM144 153V152H143ZM78 154V153H77ZM92 154V153H91ZM110 154V153H109ZM114 154V153H113ZM112 154V155H113ZM145 154V153H144ZM10 155H12L11 153H10ZM59 155V156H58ZM93 155V154H92ZM115 156H116V154H114ZM140 156H141V154H139ZM84 156V155H83ZM93 156H96V154L95 155H93ZM118 156V155H117ZM160 156H161V154H160ZM14 156H12V158H13ZM39 157H41L40 159H39ZM87 158H86V161H88V162H90V163H97L98 161H105V159L102 157V158H99V159H97V158H93L90 154H87V156H86ZM109 157V156H108ZM123 157V156H122ZM157 157V156H156ZM165 157V156H164ZM178 157V156H177ZM177 157H176V159H177ZM258 157H259V153H258ZM3 158V157H2ZM115 158H117V157H115ZM124 158V157H123ZM123 158H121V159H123ZM1 159V158H0ZM13 159V160H14ZM41 160V161H38V160ZM67 159V158H66ZM82 159V158H81ZM119 159V158H118ZM155 159V158H154ZM165 159V158H164ZM173 159V158H172ZM12 160V159H11ZM108 160H109V158H108ZM108 160H106V162L108 161ZM113 160V159H112ZM144 160V159H143ZM160 160V159H159ZM175 160V159H174ZM2 161H4L3 159H2ZM117 161V160H116ZM131 161V160H130ZM39 162V163H38ZM41 162V163H40ZM122 161L120 160V163H121ZM137 162H139V161H137ZM144 162H145V160H144ZM148 162V161H147ZM147 162H145V163H147ZM0 163H2V162H0ZM3 163H5V162H3ZM38 163V164H37ZM86 163V162H85ZM109 163H110V161H109ZM122 163H124V162H122ZM132 163H133V161H132ZM157 163V162H156ZM46 164V166L48 165V168L50 167L52 170H53V175L51 176V177H47V179L46 178H44V174L43 173H45L46 174V172H48V171H44V170H46V169H48V168H46L45 166H43V165H45ZM87 164H89V163H87ZM112 164H114V163H112ZM112 164H110V166L112 165ZM116 164V163H115ZM141 164V163H140ZM169 164V163H168ZM257 164H258V169H256V170H258L257 172H258V174H256L255 173V175H256V179L254 178V185L252 186L253 188H255L256 189V187L257 186H259L260 185V180L262 179V177L264 176L263 174H262V172H261V168H259V159H258V162H257ZM10 165V167L8 168L7 166H9ZM14 165H18L17 167L16 166H14ZM137 165V164H136ZM135 165V166H136ZM170 165V164H169ZM121 166V165H120ZM123 166V165H122ZM125 166H126V164H125ZM124 166V167H125ZM140 166V165H139ZM159 166V165H158ZM184 166V165H183ZM188 166V165H187ZM28 167H29V169H28ZM97 167V166H96ZM96 167H94V168H96ZM130 167V166H129ZM128 167V168H129ZM143 167V166H142ZM154 167V166H153ZM44 168H46V169H44ZM88 168H89V166H88ZM113 168V167H112ZM127 168V169H128ZM51 169H49V170H51ZM71 169H69V170H71ZM86 169H87V171H86ZM111 169V168H110ZM126 169V168H125ZM133 169V168H132ZM159 169V168H158ZM52 170L50 171V172H52ZM75 170H77V168L75 169ZM112 170V169H111ZM131 170V169H130ZM137 170V169H136ZM142 170V169H141ZM73 171V170H72ZM71 171V172H72ZM81 171V172H80ZM94 171H95V169H94ZM105 171V170H104ZM107 171V170H106ZM109 171V170H108ZM113 171V170H112ZM118 171V170H117ZM138 171V170H137ZM3 172V171H2ZM3 172V173H4ZM7 172H5V173H7ZM16 172V171H15ZM18 172V171H17ZM75 172V171H74ZM73 172V174H75ZM92 172V169H91V171H90V173ZM113 172H115V170L113 171ZM135 172V171H134ZM141 172V171H140ZM81 173V174H82ZM93 173H95V172H93ZM104 174L102 171L100 172V174ZM118 173V172H117ZM128 173V172H127ZM133 173V172H132ZM162 173V172H161ZM47 174H49V172L47 173ZM72 173H70L69 175H71ZM101 174V175H102ZM135 174V173H134ZM133 174V175H134ZM77 176H75V178L76 177H78L79 175L78 174H76ZM82 175V176H83ZM109 175H110V173H109ZM138 175V174H137ZM165 175V174H164ZM2 176V175H1ZM48 176V175H47ZM50 176V175H49ZM73 176V175H72ZM71 176V177H72ZM87 175H85V176H83V179H84V177H86ZM98 176H100V175H98ZM103 176V175H102ZM105 176H106V174H105ZM104 176V177H105ZM4 177H5V175H4ZM95 177L96 176H91V177H89V180H87V181H93V180H95ZM107 177V176H106ZM105 177V178H106ZM132 177V176H131ZM3 178V177H2ZM44 178V179H43ZM67 179H68V177H66ZM87 178V177H86ZM101 178H103V177H101ZM102 179V180H104L103 182L106 184V183H109V181L108 182H106V179L108 178H106V179ZM80 179V178H79ZM82 178H81V180H83ZM112 179V178H111ZM167 179V178H166ZM65 181V184H66V179H64ZM69 180V179H68ZM101 180V181H102ZM110 180V179H109ZM121 180V179H120ZM144 180V179H143ZM1 181V180H0ZM71 181V180H70ZM70 181H68L69 183H70ZM84 181V180H83ZM101 181H99L100 182V184H101ZM123 181V180H122ZM126 181V180H125ZM2 182V181H1ZM77 182V181H76ZM98 182V181H97ZM98 182V183H99ZM139 182V181H138ZM13 183H15V182H13ZM78 183V182H77ZM127 183V182H126ZM125 183V184H126ZM169 183V182H168ZM167 183V184H168ZM7 184V183H6ZM24 184V183H23ZM22 184V185H23ZM27 184H29V183H27ZM70 184H73L72 182L70 183ZM75 184V183H74ZM80 184H81V182H80ZM88 184V183H87ZM130 184H132V183H130ZM138 184V183H137ZM150 184V183H149ZM155 184V183H154ZM153 184V185H154ZM164 184H165V182H164ZM167 184H165V187H166V185ZM11 185V184H10ZM15 185V184H14ZM17 185V184H16ZM20 185V184H19ZM18 185V186H19ZM22 185H21V187H22ZM64 185V184H63ZM67 185V184H66ZM102 185H104V184H102ZM115 185V184H114ZM134 185H136V184H134ZM140 185H144V183H142V184H140L139 183V186H138V189L141 187ZM163 185V184H162ZM174 185V184H173ZM9 186V185H8ZM13 186V185H12ZM17 186V187H18ZM60 186V187H59ZM70 187H72L71 185H69ZM79 186V185H78ZM86 186H88V185H86ZM109 186H111L110 184H109ZM150 186V185H149ZM156 186V185H155ZM154 186V187H155ZM164 186V185H163ZM162 186V187H163ZM168 186H169V184H168ZM171 186V185H170ZM169 186V189L171 190V188H173V187H170ZM16 187V186H15ZM15 187H14V190H15ZM20 186H19V190H20V188H21ZM34 187V186H33ZM36 187H34L33 188V190L34 189H36ZM62 187H64V186H62ZM66 187H68V186H66ZM69 187V188H70ZM82 187V186H81ZM100 187V186H99ZM101 187H103V186H101ZM105 187V186H104ZM116 187V186H115ZM122 187V186H121ZM144 187V186H143ZM142 187V188H143ZM152 187V186H151ZM11 188V187H10ZM23 188H24V186H23ZM27 188V187H26ZM89 188V187H88ZM145 188V187H144ZM148 188V187H147ZM167 188V187H166ZM7 189V188H6ZM28 189H30V188H28ZM32 189V188H31ZM63 189H65V188H63ZM82 189V188H81ZM91 189V188H90ZM95 189V188H94ZM135 189H137V185H136V188ZM135 189H133V190H135ZM151 189V188H150ZM169 189H167V190H169ZM13 190V189H12ZM22 190V189H21ZM27 190V189H26ZM75 190V189H74ZM79 190V189H78ZM116 190V189H115ZM131 190V189H130ZM145 190V189H144ZM151 190H153V189H151ZM169 190V191H170ZM16 191H18V190H16ZM66 191V190H65ZM92 191V190H91ZM138 191H140V189L138 190ZM137 191V192H138ZM162 191H164V190H162ZM169 191H167V192H169ZM7 192V191H6ZM5 192V193H6ZM24 192V191H23ZM34 192H36L35 190H34ZM62 192H63V190H62ZM100 192V191H99ZM142 192H143V190H142ZM145 192H146V190H145ZM145 192H143V194H145V196H147V193H145ZM147 192H149V191H147ZM151 192V191H150ZM66 193V192H65ZM90 193V192H89ZM139 193V192H138ZM153 193H156V192H153ZM152 193V194H153ZM163 193V192H162ZM165 193V192H164ZM12 194H14V193H12ZM57 194V193H56ZM62 194H64V193H62ZM97 194H98V192H97ZM100 194V193H99ZM119 194V193H118ZM121 194V193H120ZM140 194V193H139ZM142 194V193H141ZM150 194V193H149ZM247 194H249V192L247 193ZM10 195H11V193H10ZM61 195V194H60ZM75 195V194H74ZM125 195V194H124ZM132 195V194H131ZM157 195V194H156ZM9 196V195H8ZM12 196V195H11ZM43 196H45V195H43ZM57 196V195H56ZM95 196V195H94ZM102 197L103 196H105V195H101ZM117 196V195H116ZM149 196H151V195H149ZM169 196H170V194H169ZM176 196V195H175ZM31 197V196H30ZM33 197V196H32ZM53 197V196H52ZM132 197V196H131ZM148 197V196H147ZM154 197V199H155V197L156 196H154V195H152V197H151V199ZM158 197V196H157ZM156 197V198H157ZM12 197H10V199H11ZM26 198H28V197H26ZM37 198H36V200H37ZM42 198V197H41ZM40 198V201L42 200ZM90 198V197H89ZM104 198V197H103ZM120 198H121V196H120ZM123 199L125 198V197H122ZM127 198V197H126ZM159 198V197H158ZM31 199H34V197L33 198H31ZM146 199V198H145ZM149 200H150V198H148ZM15 200V199H14ZM21 200V199H20ZM35 200V201H36ZM46 200V199H45ZM90 200H92V199H90ZM102 200V199H101ZM113 200V199H112ZM25 201H27L26 199H25ZM30 201V200H29ZM32 201V200H31ZM34 201V200H33ZM148 201V200H147ZM153 201V200H152ZM28 202V201H27ZM46 202V201H45ZM55 202H57V201H55ZM60 202V201H59ZM117 202H119V201H117ZM126 202H127V200H126ZM156 202V201H155ZM36 203V202H35ZM87 203V202H86ZM115 203V202H114ZM125 203V202H124ZM145 203V202H144ZM149 203V202H148ZM154 203V202H153ZM152 203V204H153ZM23 204V203H22ZM39 204V203H38ZM141 204H143V203H141ZM140 204V206H142ZM146 204V203H145ZM151 204V203H150ZM155 204V203H154ZM180 204V203H179ZM48 205V204H47ZM103 205H105V204H103ZM116 205V204H115ZM21 206V205H20ZM113 206V205H112ZM133 206V205H132ZM137 206V205H136ZM139 206V208H141ZM143 206L146 208V206H147V204H146V206L143 204ZM108 207V206H107ZM125 207H126V205H125ZM131 207V206H130ZM153 207V206H152ZM155 207V206H154ZM26 208V207H25ZM106 207L104 206V209H105ZM143 208V207H142ZM73 209V208H72ZM81 209V208H80ZM110 209V208H109ZM151 209V208H150ZM70 210V209H69ZM76 210V209H75ZM101 210V209H100ZM139 210V209H138ZM141 210V209H140ZM30 211V210H29ZM72 211V210H71ZM104 211V210H103ZM105 211H107V210H105ZM133 211V210H132ZM144 211V210H143ZM22 212V211H21ZM145 212V211H144ZM73 213V212H72ZM100 213H101V211H100ZM85 214H87V213H85ZM95 214V213H94ZM93 213H92V215H94ZM106 214H108L107 212H106ZM69 215V214H68ZM73 215H74V213H73ZM91 214L89 213V216H90ZM91 215V216H92ZM102 215V214H101ZM105 215V214H104ZM103 215V216H104ZM111 215V214H110ZM74 216H76V214L74 215ZM102 216V217H103ZM106 216V215H105ZM105 216H104V218H105ZM95 218H96V216H94ZM101 217V218H102ZM64 218V217H63ZM67 218V217H66ZM98 218V217H97ZM100 218V217H99ZM98 218V219H99ZM80 219V218H79ZM84 219H86V218H84ZM103 219V218H102ZM92 220H94V218L92 219ZM97 220V219H96ZM110 220V219H109ZM85 221V220H84ZM100 221V220H99ZM104 221V220H103ZM108 221V220H107ZM74 222V221H73ZM80 222V221H79ZM91 222V221H90ZM101 222V221H100ZM110 222V221H109ZM108 222V223H109ZM152 222V221H151ZM80 223H82V222H80ZM80 223H78V224H80ZM89 223V222H88ZM87 223V221L84 223V224H88ZM93 223V222H92ZM94 223H96V222H94ZM76 224V223H75ZM83 224V225H84ZM102 224V223H101ZM104 225H105V223H103ZM107 224V223H106ZM99 226H101L100 225V223L98 224ZM108 225V224H107ZM149 225V224H148ZM152 225V224H151ZM66 226V225H65ZM74 226V225H73ZM85 226V225H84ZM87 226H91V225H87ZM87 226H85V228L87 227ZM98 227V226H97ZM105 227V226H104ZM107 227V226H106ZM64 228V227H63ZM75 228V227H74ZM78 228H80V227H78ZM90 228H92V227H90ZM81 229V228H80ZM93 229H94V227H93ZM97 229V228H96ZM95 229V230H96ZM102 229H106V228H102L101 227V231H102ZM88 230V229H87ZM99 230V229H98ZM65 231V230H64ZM76 231H77V228H76ZM75 231V232H76ZM73 231H71V233H72ZM91 232V231H90ZM89 232V233H90ZM74 233V232H73ZM82 233V235H84L83 233L84 232H81ZM101 233V232H100ZM104 233V232H103ZM103 233H101V234H103ZM106 233V232H105ZM98 234V233H97ZM97 234H95V235H97ZM132 234V233H131ZM134 234V233H133ZM132 234V235H133ZM66 235V234H65ZM85 235H88V233L87 234H85ZM89 235H91V233L89 234ZM94 235L92 234V236H90V237H93ZM102 236H104V235H99L98 236V239L96 240V239H94L95 241H98L99 240V237L101 238ZM106 236H108V235H105L104 237H106ZM67 237V236H66ZM69 237V236H68ZM71 237V236H70ZM132 237V236H131ZM135 237H137V236H135ZM89 238V236H87V240H89L88 239ZM129 237H127V239H128ZM68 239V238H67ZM93 239V238H92ZM103 239V238H102ZM106 239V241H107V238H105ZM131 239V238H130ZM71 240V239H70ZM80 240H82V238L80 239ZM84 240V239H83ZM87 240H86V243H88L87 242ZM109 240V239H108ZM90 241H91V239H90ZM105 240H104V243L106 242ZM64 242V241H63ZM100 242H101V239H100ZM99 242V243H100ZM83 243V242H82ZM81 243V244H82ZM92 243H95V242H92ZM102 243V242H101ZM107 243H109L110 244V242L109 241H107ZM106 243V244H107ZM103 244V243H102ZM105 244V245H106ZM109 244H108V246H109ZM111 244H112V241H111ZM118 244V243H117ZM80 245V244H79ZM87 245H89V244H87ZM98 245V244H97ZM101 245V244H100ZM99 245V246H100ZM113 245V244H112ZM111 245V246H112ZM78 246V245H77ZM83 246V245H82ZM91 246V245H90ZM104 247V246H103ZM94 248H95V246H94ZM99 248V247H98ZM105 248V247H104ZM107 248V247H106ZM88 249V248H87ZM88 250H91V247H90V249H88ZM96 250H97V248H96ZM80 251V250H79ZM86 251V250H85ZM94 251V250H93ZM92 251V252H93ZM100 251V250H99ZM107 251V250H106ZM87 252H90V251H87ZM103 252H105L104 250H103ZM95 253V252H94ZM108 253L109 252H107V254L106 255H108ZM96 254V253H95ZM105 254V253H104ZM111 254V252L109 253V255ZM98 255V254H97ZM96 255V256H97ZM99 256V255H98ZM97 256V258H99ZM104 256V255H103ZM92 257V256H91ZM105 257V256H104ZM107 257V256H106ZM115 257V256H114ZM102 258V257H101ZM92 259V258H91ZM95 260V259H94ZM116 261V260H115ZM98 262V261H97ZM100 262V261H99ZM126 262V261H125ZM95 264V263H94Z\"/></svg>","mask_w":264,"mask_h":264},{"label":"built area","instance_id":"2783aa9c","mask_svg":"<svg viewBox=\"0 0 264 264\" xmlns=\"http://www.w3.org/2000/svg\"><path fill=\"white\" fill-rule=\"evenodd\" d=\"M165 2L176 9L171 15L179 20L182 25L196 31V34L200 32V27L207 31L219 32L215 25L218 24L217 20L222 18L246 23L247 20L251 19L249 16L243 17L242 14L245 13V10L254 12L250 9L255 8L251 0H165ZM64 5H68V0H64ZM221 37V41L214 44V47L219 51L231 46L229 40ZM210 74L212 80L209 88L211 93L215 91L218 94L216 97L217 105L220 106L224 101L230 108L223 110L222 117H207L201 120L200 132L204 135L211 134L217 130L220 122L227 123L232 115L234 121L229 120L228 122L231 121L233 128L239 130L255 145L259 153V168L264 175V79L253 80V86L256 87L253 90L256 93L254 100V96L251 97L240 90L239 86L243 84H236L233 79L228 78L225 71L217 69L212 70ZM223 90L228 91L224 100L219 97ZM259 183L255 193L264 202V176Z\"/></svg>","mask_w":264,"mask_h":264}]
</instances>
